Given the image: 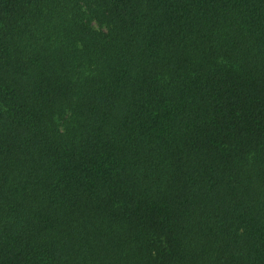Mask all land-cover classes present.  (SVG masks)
<instances>
[{"label":"trees","instance_id":"obj_1","mask_svg":"<svg viewBox=\"0 0 264 264\" xmlns=\"http://www.w3.org/2000/svg\"><path fill=\"white\" fill-rule=\"evenodd\" d=\"M0 264H264V0H0Z\"/></svg>","mask_w":264,"mask_h":264}]
</instances>
